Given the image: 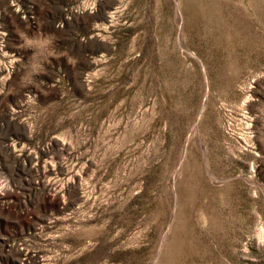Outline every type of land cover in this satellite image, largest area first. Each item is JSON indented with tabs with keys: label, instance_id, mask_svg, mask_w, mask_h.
<instances>
[{
	"label": "rangeland",
	"instance_id": "rangeland-1",
	"mask_svg": "<svg viewBox=\"0 0 264 264\" xmlns=\"http://www.w3.org/2000/svg\"><path fill=\"white\" fill-rule=\"evenodd\" d=\"M0 264H264V0H0Z\"/></svg>",
	"mask_w": 264,
	"mask_h": 264
}]
</instances>
